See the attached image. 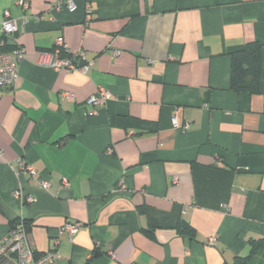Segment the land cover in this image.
<instances>
[{"label":"crops","instance_id":"0c3cea01","mask_svg":"<svg viewBox=\"0 0 264 264\" xmlns=\"http://www.w3.org/2000/svg\"><path fill=\"white\" fill-rule=\"evenodd\" d=\"M20 1L0 0V22L5 12L45 19L20 28L19 78L0 89V240L23 219L40 255L72 222L79 232L60 236L56 264L247 257L264 238V0H76L74 13L52 10L56 0H24V13ZM59 37L85 52L87 73L42 63ZM251 42L262 47L259 92L236 93L232 54ZM100 87L111 98L93 114ZM20 159L47 190L17 175ZM248 264H264V248Z\"/></svg>","mask_w":264,"mask_h":264},{"label":"built area","instance_id":"2783aa9c","mask_svg":"<svg viewBox=\"0 0 264 264\" xmlns=\"http://www.w3.org/2000/svg\"><path fill=\"white\" fill-rule=\"evenodd\" d=\"M21 10L26 13L29 9L28 2L22 0L18 4ZM51 9L60 12L66 10L74 13L77 10L76 0H56L51 4ZM87 22L91 21V12L88 7ZM45 19L44 15H35L33 17L23 14L20 18H11L8 12H5L4 19L0 22V89L13 87L19 78V65L24 59L25 47L19 41V30L25 27L31 20L42 21ZM53 17H50V20ZM118 54V53H115ZM45 66L55 70H66L68 72L79 71L87 73L91 64L86 61L85 52H70L62 37L55 41V48L46 55V59L42 62ZM62 100H70L68 94H62ZM111 98V94L106 89L100 87L95 95L87 101V104L92 106L96 114L98 108L106 105ZM205 108L208 106L205 105ZM171 124L174 129L181 132H186L190 128L189 123L180 124L178 119L173 116ZM107 154H112L111 148L107 150ZM4 162L3 152L0 150V165ZM17 175L27 176L31 181L38 182L40 188L47 190L49 182L38 179L35 169L27 164L23 159L18 160ZM125 177L121 178L114 190L117 193H125L128 191L125 185ZM176 183V182H175ZM63 186L69 187L68 180H63ZM146 193V190L143 191ZM16 197L22 202L31 204L35 202V198L26 195L22 190L16 192ZM79 223H66L58 229V235L54 239L52 248L40 255H37L29 242L28 228L23 219H19L12 225L8 238L0 240V264L11 263V258H14L12 264H56L61 255L58 251L60 244V236L65 235L69 241L79 232ZM210 244H215L216 239L211 238ZM113 256V254H112Z\"/></svg>","mask_w":264,"mask_h":264},{"label":"trees","instance_id":"16d2710c","mask_svg":"<svg viewBox=\"0 0 264 264\" xmlns=\"http://www.w3.org/2000/svg\"><path fill=\"white\" fill-rule=\"evenodd\" d=\"M262 47L257 42L248 43L245 48L232 54L230 89L236 93L255 94L260 88ZM25 222V221H24ZM26 226L27 223L25 222ZM28 227V226H27ZM182 233L194 235V229L188 224H180ZM250 253L247 257L238 258L235 264H248L251 256L264 248V238L249 241Z\"/></svg>","mask_w":264,"mask_h":264}]
</instances>
